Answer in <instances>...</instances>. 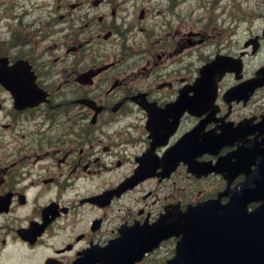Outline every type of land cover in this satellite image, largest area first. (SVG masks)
Here are the masks:
<instances>
[{
    "label": "flooded vegetation",
    "instance_id": "flooded-vegetation-1",
    "mask_svg": "<svg viewBox=\"0 0 264 264\" xmlns=\"http://www.w3.org/2000/svg\"><path fill=\"white\" fill-rule=\"evenodd\" d=\"M37 1L0 0V264H98L122 230L154 226L172 206L184 211L242 183L244 173L198 176L184 161H165L206 118L199 137L243 125L230 146L198 156L201 162L216 164L229 153L236 161L235 151L251 140L264 145V86L248 100H225L240 83L231 71L209 103L216 105L212 120L210 110L163 112L181 93H193L201 65L237 54L231 44L222 49L217 29L183 32L178 3L170 1L164 12L172 17H152L140 43L110 48L103 41L127 37L132 27L114 23L118 11L107 0ZM140 10V21L147 19ZM191 46L199 47L197 60ZM244 64L248 80L260 66L254 70L249 57ZM154 116L160 119L152 123ZM143 164L147 172L139 173ZM175 242H162L137 264H166Z\"/></svg>",
    "mask_w": 264,
    "mask_h": 264
},
{
    "label": "water",
    "instance_id": "water-1",
    "mask_svg": "<svg viewBox=\"0 0 264 264\" xmlns=\"http://www.w3.org/2000/svg\"><path fill=\"white\" fill-rule=\"evenodd\" d=\"M250 163L255 170L247 171V182L229 193L228 203L211 200L190 207L175 216L172 226L156 231V244L168 236H180L168 264H264V147L241 150L240 160L227 162L226 170L241 171ZM221 166L216 170H222ZM254 202L259 205L249 211ZM142 233L150 238L154 232ZM113 257L112 264L136 260L127 255Z\"/></svg>",
    "mask_w": 264,
    "mask_h": 264
},
{
    "label": "rangeland",
    "instance_id": "rangeland-1",
    "mask_svg": "<svg viewBox=\"0 0 264 264\" xmlns=\"http://www.w3.org/2000/svg\"><path fill=\"white\" fill-rule=\"evenodd\" d=\"M46 1H52L56 2L58 0H38L37 2H46ZM62 2L70 1V0H61ZM125 0H107L109 2V7L116 8L118 11L117 18L114 20V23L116 25L121 26L123 29L127 30L129 26L132 27V33H128L126 36H114L110 40L103 41V45L106 47L112 48L113 44H118V42H124L130 44V43H140L143 40V34L140 32L141 26H150L154 21L151 20L153 17L154 20H158L162 22L164 19H170L172 17V12L170 14L166 15L164 12V8L169 5L170 1H173L174 3L177 2V6L175 7V12H178L180 9V14L183 17L184 24L182 25V30L185 33H195L197 31L205 30L207 32H211L212 26L208 27V21L204 19H200V24H197L195 20H192L193 18H199L202 14H204V17H213V18H219L218 21L213 24L214 26H217L219 30H221L222 33L225 32V27L228 26L230 23L234 25H238V29L240 28L239 22L243 23L241 26H244L245 22L236 21V19L245 20L246 18H252L258 17L261 15L264 11V0H200V4H205L207 8L203 10V8L195 9V10H189L187 12L183 11L182 8L186 3L185 0H133L129 1L128 3H122ZM127 1V0H126ZM160 4V6H157ZM106 6L102 10H106ZM125 6L128 7V12L120 11V9ZM144 8L148 10L149 16L145 20H139V14L140 9ZM157 7V8H156ZM162 10L163 15L161 17L158 16V11ZM110 9L108 8L107 11ZM200 10V11H199ZM197 12H200L199 16H195ZM154 15H156L154 17ZM111 16L107 17V20H109ZM122 18H124L122 20ZM137 23V27H134ZM238 23V24H236ZM204 24V27L203 25ZM210 25V24H209ZM257 26V25H256ZM123 30V31H125ZM218 30V31H219ZM138 58L140 55H137ZM167 247H164L161 251L162 253H165L167 251ZM38 261H34V264L38 263Z\"/></svg>",
    "mask_w": 264,
    "mask_h": 264
}]
</instances>
